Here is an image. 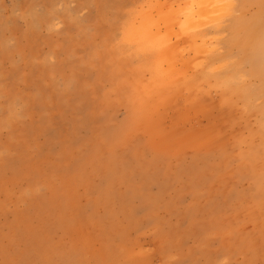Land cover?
<instances>
[{"label": "rangeland", "instance_id": "obj_1", "mask_svg": "<svg viewBox=\"0 0 264 264\" xmlns=\"http://www.w3.org/2000/svg\"><path fill=\"white\" fill-rule=\"evenodd\" d=\"M217 4L193 39L190 0H0V264H264V0ZM144 11L197 91L142 86Z\"/></svg>", "mask_w": 264, "mask_h": 264}, {"label": "bare ground", "instance_id": "obj_2", "mask_svg": "<svg viewBox=\"0 0 264 264\" xmlns=\"http://www.w3.org/2000/svg\"><path fill=\"white\" fill-rule=\"evenodd\" d=\"M190 1L193 8L190 9L189 12L183 13L184 19L183 21L178 23V26H179V31L182 35L189 38L197 39L196 37H194L197 32H194L195 33L194 36H193L194 33H192L193 30L196 31L195 29L197 28L196 20H198L199 22V20L202 19L203 16L202 13H204L203 11H205V9H206V13L207 10H209L208 11L209 13L210 11L215 10L214 7L217 8L220 7L219 4L217 3L220 1L222 2V0H190ZM223 3H221V7L225 4ZM195 8L197 9L196 11ZM151 11H144L138 13L137 21L135 20V23L133 22L132 24H130L129 28L127 29V32L125 31L127 40L135 42L139 47V49H142L143 52L144 49L145 50L150 49L155 53L153 64L151 65L149 70L150 79L147 80L146 83H143L142 86H145L147 88L150 87L160 88L163 86H167V87L182 88L184 90L197 91L200 87V83L198 82V78L195 77V75H197L198 73L195 75L192 74L190 77L187 76L186 69H188V66H190V64H188L186 61H181L179 63L178 60L179 54L177 49L173 47L172 44L170 43L171 38L162 35L160 31L161 29L159 27V23H163V24H166V22L174 23L177 20V15L172 12L173 14L167 17H161V19L159 20L160 22L159 21L154 22L153 18L151 17ZM195 16L197 17V19ZM198 16H200L201 18H198ZM126 26L127 25H125L124 28H126ZM243 30L246 32L245 36L236 39L237 40L236 43L238 47L239 46L241 47L242 44L245 47V49H243V52L245 54L244 57L250 63L252 67L251 69H254L257 72L256 69L260 67V69L262 68L264 71V29L262 28L259 29L252 21L248 23V25ZM196 43H197L196 40H194L193 43L191 44L195 58L199 56L205 57L207 63L210 62L212 63L211 61L212 58H210V55L211 57L213 56L212 55L213 50L206 52L200 49V47L197 46ZM202 62L200 61L195 63V67L198 70L206 71V70L215 69L212 67L210 69L208 68L204 69ZM179 65L181 66L180 68L178 67ZM203 75L205 76V74ZM227 76H225V78L223 77L220 80L217 79L215 80V85L221 87L222 91L225 92H227L226 87H228L229 84L233 82L231 75L228 77ZM192 80H194V82H192ZM206 80L207 81L205 82H209L208 81L209 79ZM242 97L248 98L245 95L240 96V98Z\"/></svg>", "mask_w": 264, "mask_h": 264}]
</instances>
